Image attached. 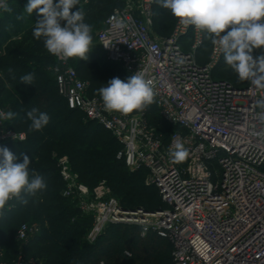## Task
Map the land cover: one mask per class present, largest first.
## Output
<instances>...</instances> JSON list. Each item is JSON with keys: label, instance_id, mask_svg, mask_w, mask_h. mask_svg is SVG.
<instances>
[{"label": "built area", "instance_id": "built-area-1", "mask_svg": "<svg viewBox=\"0 0 264 264\" xmlns=\"http://www.w3.org/2000/svg\"><path fill=\"white\" fill-rule=\"evenodd\" d=\"M155 5L154 0H138L116 8L98 31L97 43L105 59L126 74L140 70L153 81V103L172 130L167 138L143 116L105 111L101 99L89 95L90 83L80 78L71 58L56 57L59 66L53 73L68 107L111 133L120 146L117 159L131 172H147V185L158 190L164 208L130 209L104 186L91 191L72 173L67 156L56 158L66 184L63 195L77 199L85 215L92 213L90 242L111 225H132L169 240L173 264H264V140L256 135L264 124L252 109L264 98V88L216 78L223 59L217 46L206 64L199 63L197 52L206 36L194 26L177 19L169 36H156ZM117 20L126 27H115ZM0 112H9L1 99ZM8 120L0 119V147L26 142L27 134L9 129ZM177 138L189 153L180 162L169 155ZM38 233L23 224L15 238L25 246ZM0 264L43 263L22 253L9 257L0 241Z\"/></svg>", "mask_w": 264, "mask_h": 264}, {"label": "trees", "instance_id": "trees-1", "mask_svg": "<svg viewBox=\"0 0 264 264\" xmlns=\"http://www.w3.org/2000/svg\"><path fill=\"white\" fill-rule=\"evenodd\" d=\"M16 1L18 0H9V6L12 9L11 12L0 14V54L6 52V47H8V45H13L11 43L8 44L9 39L15 36L19 37L21 33H24L21 39V43H18L19 41L16 42L19 44L20 49L17 48L16 50L14 49L12 52H10V48H8L9 52L6 53V56L10 58L9 61L2 64L0 63V69L5 72L4 78L0 79V99L3 105H9L10 111L16 114L13 119L8 120L7 127L18 132H25L28 138L24 143H9L3 145L2 147H7L14 155H16L18 157L17 162H22L24 155H27L29 157L31 161L29 165L30 177L33 172H35L36 174H40L44 177L47 184L45 190L35 193V195L38 194L42 200L45 199L47 201H50L49 199L51 196L55 198V201L62 200V198L56 195L63 189L64 184L61 180L62 178L60 176L59 168H57V161L53 159L54 152L59 156L66 155L69 157V154H71V161L79 163L82 179L84 182L87 183L88 181H90L91 175L94 178H98V171H104L105 173H109L112 176H120V180L117 186H114L116 191H122L124 188H126L129 189L130 193L134 192L131 183L134 181L137 182V180H140V177H131L128 174H122L121 176L120 169H118L117 167L107 164H101L100 161H103L104 157L99 156L97 153H92V155L89 157L90 161L87 159V157L86 159L79 161L84 152L76 155V149H82L83 147H86L92 142V137L99 140L100 138H102V135L108 131L101 128L96 123L86 120L85 116L81 112L71 110L64 98L59 95L53 73V69L59 66V62L57 61L55 56L51 55L46 50V48L44 47L43 38L38 40L33 36L35 22H37V20L41 17L38 14L29 15L22 12L21 13L23 15V18L19 16L11 17L13 12L16 13L15 11L17 7H15L13 3ZM124 5L125 2L123 0L122 2H118V6L116 8H122ZM159 6L160 5L156 3L155 13L156 8H158ZM88 21L90 22V20ZM170 34L171 33L163 36H169ZM207 41L208 38H206L204 46L198 52L203 51L202 53H204V48ZM5 45L7 46L3 48ZM44 51H46L54 60V63L52 64L53 69L50 73L45 70H40L39 68H36L32 64H30L31 61L35 60L34 55H36L37 53H42ZM204 56H202L201 58L197 57L199 63L206 64L208 62L210 56L208 58ZM70 61L71 65L77 70L79 74L78 69L72 64V58ZM102 62L109 66H116L117 70L115 71H120L123 74H126L119 65L107 61L105 57ZM89 64L92 65V63ZM225 65L226 63L223 57L222 62L218 67L221 68ZM9 69H11L12 71L10 72ZM115 71L113 72L112 70L106 69L102 66L101 72H99L98 69L96 71L89 72L87 77L90 83L89 95L91 97L100 98V96H94L91 94L92 89L105 87L111 79L121 77ZM29 73L34 74V80L32 82L33 84H25L21 82L20 77ZM214 76L218 79L230 81L239 87L247 85L239 84L227 78L218 77L216 74V70L214 72ZM122 77L120 79L124 80V78ZM103 79H105L106 81ZM9 87L14 92V97H10V95L8 97H5V91ZM33 107L38 108L40 112L47 113L50 117L49 123L40 131L32 130L30 128L31 121L27 118L26 115V113ZM154 108L157 111L155 105ZM80 117L84 118L85 122H80ZM148 121L151 125L150 120ZM159 121L163 127V130L156 129V132L159 134H163L167 138L172 130L167 125H165L161 118H159ZM108 133L111 135L110 132ZM111 137L113 138V141L117 146L115 151V158L117 159V153L120 150V146L112 135ZM97 160L99 162H97ZM117 161L119 162L121 160L117 159ZM121 162L124 163L123 161ZM90 166L93 171L92 173H88V169ZM111 180L113 179H110V181ZM116 182L117 181H115L114 183ZM153 188L157 191V196H155L153 199H149L147 197L144 198L142 201H139L137 203L138 207H135L133 203L127 204L123 201L120 202L123 204V206L130 209L140 207L148 211H157L159 208L163 209L164 204L161 200L159 192L155 187ZM136 195H139L138 192L137 194H135V197ZM26 199L28 200L27 204H21L16 200L9 202L8 205H12V208H9L11 210H6L4 217L0 218V237H2L5 233L4 226L6 227V225L9 226L14 224L20 216L23 219L25 218L27 213V210L25 209H29L26 207H30L34 204V198L32 197V195L27 196ZM43 206L44 212L42 216L52 227H64L70 225L79 228L77 224H71L70 220L72 216L70 214H72L73 212L72 208L68 210V213H70L69 215H64V213L59 210L61 205H51L49 202H47L43 204ZM117 233L118 232H116V230H114L113 232L109 231L107 234L109 238H107L106 244H104L99 254H95L92 250L89 254L90 260L83 263L90 264L92 262L96 264H106L105 262H103V259H105L109 261L108 264H111L112 260H114L112 259L111 255L119 249V245H121V243H123L125 239V233H123L122 235ZM111 235H115V237L113 236L110 238ZM158 238L166 240L160 237ZM0 241L4 245L9 257H14L15 255L9 253V251L7 250L4 241L2 239H0ZM166 241L170 243L169 240ZM37 242L38 241L35 240L32 244L35 245ZM32 244L29 246H33ZM113 244H115L114 247H112ZM170 246L172 254L171 243ZM163 249L165 250V248H162L160 246L154 248V257L151 258L149 264H163L160 262L161 254L166 251H164ZM54 254L57 257L56 261L59 264H82L79 262V256L76 251L67 244L59 246ZM121 256L122 258H126L124 253L121 254ZM171 258L173 259L172 255ZM167 264H169V262Z\"/></svg>", "mask_w": 264, "mask_h": 264}, {"label": "clouds", "instance_id": "clouds-1", "mask_svg": "<svg viewBox=\"0 0 264 264\" xmlns=\"http://www.w3.org/2000/svg\"><path fill=\"white\" fill-rule=\"evenodd\" d=\"M155 3L170 10L180 23L191 25L205 34L223 54L225 63L240 81H248L254 87L264 88V55L255 57V49L264 48V0H154ZM79 0H28L24 6L27 14L34 11L41 17L35 22L33 36L43 38L47 51L61 59L79 58L87 60L92 49V26L85 23L82 8L71 11ZM0 10L11 12L7 0H0ZM61 21H66L61 26ZM115 27L124 28L126 24L117 20ZM222 33H225L222 35ZM104 45V44H103ZM106 48L109 47L104 45ZM11 72L12 70L9 69ZM34 74L20 77L25 84H33ZM98 94L107 112L129 115L143 112L154 102L155 91L151 79H146L143 71L122 80L111 79ZM255 118L264 124V98L252 105ZM259 109V111H256ZM16 114L0 112V119H13ZM31 121L30 128L40 131L49 123L47 113L33 107L26 113ZM264 140V129L256 133ZM14 138V137H13ZM188 150L177 138L169 149L174 162L183 161ZM7 147H0V218L5 215L6 205L16 200L27 204V196L45 190L47 184L42 175L33 172L30 177L27 155L22 162Z\"/></svg>", "mask_w": 264, "mask_h": 264}, {"label": "rangeland", "instance_id": "rangeland-1", "mask_svg": "<svg viewBox=\"0 0 264 264\" xmlns=\"http://www.w3.org/2000/svg\"><path fill=\"white\" fill-rule=\"evenodd\" d=\"M123 0H89L88 3L82 4V5H76L73 7L71 11L75 12L79 8H82L85 13V23H88L92 26V36H93V44L92 49L88 54L87 60H81L79 58H72V64L78 69L80 77L84 80L89 82L88 73L91 71H96L97 69L99 72H101L102 66L106 69H110L113 72L116 69V66H109L102 62L104 59L103 53L100 50L98 43H97V32L102 28L107 16L114 11V9L118 6V2H122ZM138 0H124V2H130L132 4H136ZM28 0H18L16 2H13L16 8V13H12L11 17L13 16H19L23 18L22 13H26L24 10V6L27 4ZM22 12V13H21ZM17 14V15H16ZM33 15L38 14L36 11L32 13ZM156 16V17H155ZM178 18H175L170 10L164 9L163 7L159 6L156 8V13L154 12V21H153V32L158 37H164L163 35L172 33L175 24ZM90 20V22L88 21ZM92 20V21H91ZM66 24V21H61V26H64ZM225 33H222V35ZM18 43H21L19 41ZM18 43H11L13 45H8L6 47V52H3L0 54V63H5L9 61L10 58L6 56L9 52H12L14 49L16 50L19 48ZM212 43L210 39H208L206 46L204 48V53L197 52V57L201 58L209 57L211 55V48ZM264 55V48L255 49L253 52V56L259 57ZM35 60L31 61L30 64H32L34 67L39 68L40 70H45L48 73H50L53 69L52 64L54 63L53 58L46 52L37 53L34 55ZM210 59V57H209ZM208 59V61H209ZM71 62V61H70ZM88 63V64H87ZM89 63H92L89 64ZM99 63V64H98ZM105 66H104V65ZM98 65V66H97ZM85 68V69H84ZM84 69V70H83ZM119 76L123 77L124 80H127L129 75L123 74L120 71H115ZM122 73V74H121ZM216 74L218 77L221 78H227L232 81H235L239 84H247L248 81H240L237 77V75L232 71V69L226 64L224 67L217 68ZM5 72H3L0 69V79L4 78ZM119 77V78H121ZM105 80V79H103ZM106 81V80H105ZM91 94L94 96H99L98 89L93 88L91 91ZM14 97V92L9 87L5 91V97ZM8 111L9 105H4ZM133 116H143L150 120L151 126L153 129H160L163 130L162 125L159 121V114L155 110L153 103L148 106L143 112H133L131 113ZM159 117V118H158ZM80 122H85L84 118L80 117ZM18 132V131H17ZM91 143L88 144L86 147H83L82 149H76V155L81 152H84L83 155L80 157L79 161L87 159L90 161V156L92 153H97L99 156L104 157L103 161H100L101 164H107L114 167H117L120 169L121 176L122 174H128L131 177H140V180H137V182H132L131 186L134 189V192L130 193L129 189L124 188L122 191H116L114 186H117L120 176L117 175H110L109 173H105L104 171L100 172L98 171V178L90 176V181L87 183L83 181L81 170L79 167V163L72 162L70 159V156L68 157L70 160V165L72 169V173L76 176H78L79 182L87 186L91 191L99 186H104V188L108 191L109 196L112 198H115L118 201H123L127 204L133 203L135 207H138L137 203L139 201H142L144 198L153 199L155 196H157V191L152 187L147 185V172L146 171H138V172H131L124 163L121 161H117L115 158V151H116V144L113 141V138L111 135L106 132L102 135V138L99 140L97 138L92 137ZM107 142V143H106ZM66 156V155H63ZM61 157L57 153H53V159L56 160V158ZM72 158V157H71ZM87 160V161H88ZM97 162H99L97 160ZM57 164V162H56ZM58 168V166H57ZM88 173H92L91 166L88 169ZM60 172V170H59ZM61 176V175H60ZM62 178V177H61ZM110 179H113L110 181ZM63 181V179H61ZM117 181L116 183H114ZM84 182V183H83ZM63 189L59 191L56 195L60 198H62L61 201H55L54 197H50V201H47L45 199H41L38 194L32 195L34 198V204L30 207H26L29 209L27 210L25 218H21V216L18 218V220L12 224L6 227L4 226L5 233L3 234L0 239H2L6 245L7 250L9 253L17 256L19 253H22L27 258H33L35 260H39L43 264H59L57 263V257L54 254L56 249L59 246L63 245H69L71 248H73L76 253L79 256V262L84 264L83 262L89 261V254L93 250L95 254H99L104 244H106L107 238L109 236L107 235L109 231L113 232L116 230L120 235L125 233V239L124 242L119 245V249L115 251L111 255L112 262L111 264H149L151 258L154 257V248L160 246L162 248H165V252H163L160 256V262L163 264H173V259L171 258V246L170 243L166 240L159 239L156 234H154L152 231L145 232L141 227L139 226H132V225H111L107 227V229L103 232L102 235L98 237V239L94 242L89 241V234L92 231L94 227V217L92 213L89 215H85L84 211L80 208V203L75 198H66L63 195V192L66 188V184L63 181ZM130 187V186H128ZM49 190V189H48ZM140 195H136L135 194ZM70 199V200H69ZM86 201L89 205L93 204L94 201L92 199V196H89L86 198ZM49 202L51 205L58 204L61 205L60 209L61 212L64 213V215H69L68 210L70 208L73 209L72 214H70L71 217V224L76 225L79 228H76L74 226H64V227H52L44 217L42 216L44 212V206L43 204ZM12 205H9L6 209L11 210L9 208ZM23 224H28L30 227H33L37 230L38 235L31 239V242L28 245L21 246L16 241V234L20 227ZM117 233V234H118ZM11 234V235H10ZM116 234V233H113ZM118 235V236H120ZM115 237V235H113ZM112 235L110 236L113 237ZM38 241L35 245L32 243L34 241ZM33 246H29V245ZM115 244H113L112 247H114ZM125 254L126 258H122L121 254ZM173 256V255H172ZM106 264L109 263L108 260L103 259ZM90 264H96V263H90Z\"/></svg>", "mask_w": 264, "mask_h": 264}, {"label": "crops", "instance_id": "crops-1", "mask_svg": "<svg viewBox=\"0 0 264 264\" xmlns=\"http://www.w3.org/2000/svg\"><path fill=\"white\" fill-rule=\"evenodd\" d=\"M24 35V33H21V35L19 36V37H12L11 39H9V41H8V44H10V43H16V42H18V41H21V39H22V36ZM7 45H5L3 48H5Z\"/></svg>", "mask_w": 264, "mask_h": 264}, {"label": "water", "instance_id": "water-1", "mask_svg": "<svg viewBox=\"0 0 264 264\" xmlns=\"http://www.w3.org/2000/svg\"><path fill=\"white\" fill-rule=\"evenodd\" d=\"M158 210L161 211V208H159Z\"/></svg>", "mask_w": 264, "mask_h": 264}]
</instances>
